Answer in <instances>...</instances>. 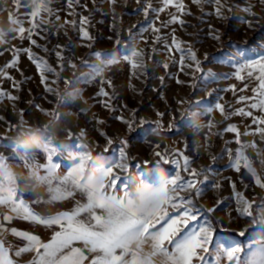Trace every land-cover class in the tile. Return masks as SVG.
<instances>
[{
  "label": "rangeland",
  "instance_id": "rangeland-1",
  "mask_svg": "<svg viewBox=\"0 0 264 264\" xmlns=\"http://www.w3.org/2000/svg\"><path fill=\"white\" fill-rule=\"evenodd\" d=\"M177 3L182 10L178 11ZM31 4L0 0V185L12 181L17 200H23L34 214L48 217L72 211L87 197L72 190L71 196L52 199L50 188L58 185L42 179L48 162L45 145L57 151L53 162L61 165L58 176L66 175L71 166L69 154L88 156L81 168L85 178L86 170L103 172L102 166L118 160L120 141H125L128 170L114 171L122 180L131 176L126 184L133 198L144 185L155 192L162 176L191 179L183 171L180 153L189 158L190 168L203 171L196 177L199 196L195 190L178 194L190 197L197 208L198 204L206 211L214 208L210 215L220 229L237 234L214 231L210 251L215 253L221 243L239 244L241 258L246 256L250 244L264 239V225L256 223L264 217V208L259 207L264 203L252 207L254 219L242 216L237 194L252 205L264 199V187L255 183L256 177L264 183V132L245 134L255 132L257 125L238 110L252 111L256 117L264 113L250 109L258 73L248 77L245 71L244 78L237 79L236 71L264 57V0H220V5L215 0H173L167 7L163 0H31ZM173 16L176 22H171ZM28 19L35 25L31 36L35 44L27 38V29L33 27ZM174 40L184 50L183 65ZM130 49L139 53L135 68L123 59ZM189 49L196 53L200 71L188 58ZM30 55L52 69L43 73V82ZM209 71L215 79L204 78ZM216 103L223 106V113L215 109ZM208 107L213 108L210 114ZM50 125L63 130L51 135ZM230 126L238 130L240 144L236 133L226 131ZM38 127L47 133L30 131ZM33 141L42 147L33 151L22 146ZM82 144L87 147L81 149ZM241 144L245 147L237 171L232 165ZM98 145L105 151L92 152ZM110 145L112 152L107 151ZM155 152L167 156L168 169L162 159L150 166ZM173 159H181V166ZM33 177L48 184L49 192ZM4 215L12 219L5 221ZM204 219L209 220L203 212L200 223ZM12 229L36 235L44 243L59 230L56 225L25 220L0 205V241L14 264H30L35 254L15 255L27 241L13 235ZM193 264L201 262L194 259ZM220 264L229 262L222 257Z\"/></svg>",
  "mask_w": 264,
  "mask_h": 264
},
{
  "label": "snow or ice",
  "instance_id": "snow-or-ice-1",
  "mask_svg": "<svg viewBox=\"0 0 264 264\" xmlns=\"http://www.w3.org/2000/svg\"><path fill=\"white\" fill-rule=\"evenodd\" d=\"M194 2L199 3L200 0H194ZM172 3L173 0H163L165 7ZM215 3L220 5V0H215ZM175 6L178 11L183 9V5L180 3ZM162 10L160 9V11ZM216 11L220 15L219 7ZM176 20L177 17L173 16L171 22H176ZM27 22L33 25L27 29V38L32 44H35L36 42L31 40L35 27L33 19H28ZM154 30L158 31V29ZM25 31L23 27L20 29L21 39L24 38ZM83 35L87 37L88 33L85 31ZM214 38L218 39V37ZM173 43L176 49L181 52L180 63L183 65L184 50L175 40ZM57 55L60 57L59 53ZM137 55H139L138 52L130 49L129 54H126L123 59L131 62L132 67L135 68L138 66L134 59ZM187 56L195 63L196 70L200 71L196 53L189 49ZM60 58L62 59V57ZM30 59L36 61L43 82V73L52 71V69L48 68L45 62L31 55ZM164 66L167 67V64ZM245 71H247L248 77H252L254 72L258 73L255 76L258 87L253 89L254 96L251 98L253 102L250 104V109L264 113V57L240 65L236 71V78L243 79L241 73ZM204 78L215 79V73L212 71L204 73ZM48 91L51 92L53 89L49 88ZM101 94L107 95L103 90H101ZM10 98L14 99V97ZM247 99L249 98L240 97L241 101ZM215 109L221 113L224 112L223 106L219 103L215 104ZM212 111V107L207 108L209 114ZM238 114L252 117V123L257 125L255 132L245 134L255 135L264 132V127H259V125H264V116L256 117L252 111H245L244 109H239ZM124 122L128 123L127 121ZM209 127H211V123ZM129 128H131V124H129ZM226 131L236 133V143L240 144L236 127L230 126ZM83 135L84 133L81 132L80 136L83 137ZM108 143L111 144L113 141L109 139ZM120 143L118 160L112 163L108 162L106 167L102 166V180L106 178V183H95L82 176L83 162L89 158L85 154H69L71 166L68 167L66 175L58 176L57 169L61 165L53 162V157L57 155V151L55 148L44 146L43 150L47 154L48 162L43 166L46 175L42 179L50 185H53L54 181L58 185L55 188H50V192L53 193L52 199L57 200L64 198V196H71L72 190H79L87 197L86 203L78 204L70 212L41 217L34 214L23 200H17L15 190L0 185V205L9 207L12 212L21 215L25 220H31L49 227L56 225L59 228L46 243L42 242L36 235L12 229L13 235L22 237L27 241L25 247L15 252L17 257L21 256L22 253L33 252L35 255L30 264H86V262L87 264H154L156 261L158 264H193L194 259L199 260L201 264H220L222 257H226L229 264H264V239L250 244V251L243 258L240 256L241 247L239 244L226 246L221 243L216 248L215 253L210 251L209 246L213 243L215 231L212 222L204 219L203 223H200L203 209L197 208L190 197L178 194L192 190H195L197 196L201 194L197 187L196 177L203 170L198 171L195 168H190L191 161L187 156L177 154L182 156L183 171L188 172L192 177L191 179L181 181L178 176L172 178L162 176L156 191L147 196L148 201H150L149 206L136 203L130 193L129 186L126 184L131 176L122 180L114 171L115 169L128 170L127 154L123 146L125 141L121 140ZM86 147V145H81V149ZM243 147L245 145L241 144L232 165L237 171L241 167V149ZM154 155L165 163L169 162L167 156L161 152H155ZM171 162L177 167L181 166V159H173ZM244 166L247 167L246 164ZM141 179H143L142 176ZM255 183L259 187H264V183L259 177H256ZM121 185H125L123 193L117 194ZM237 199L242 205L239 209L240 214L254 219L253 205L240 194H237ZM259 207L264 208V204ZM213 211L214 208L207 209L208 213ZM82 214H86V216L82 217ZM3 219L8 221L12 217L4 215ZM256 223L264 225V217ZM240 235L243 236L244 233L241 232ZM78 243L82 244L83 247L76 246ZM209 257L212 259L210 260ZM0 264H14L2 241H0Z\"/></svg>",
  "mask_w": 264,
  "mask_h": 264
},
{
  "label": "clouds",
  "instance_id": "clouds-1",
  "mask_svg": "<svg viewBox=\"0 0 264 264\" xmlns=\"http://www.w3.org/2000/svg\"><path fill=\"white\" fill-rule=\"evenodd\" d=\"M29 6H32L31 0H29ZM49 128H50V134L51 135H55V134H57L58 131L63 130V129L58 130L52 125H50ZM22 146L28 148L29 150L35 151V150H39L42 147V143L39 141H33L29 144L22 145ZM102 178H103V172L89 173L86 170V173H85V179L86 180H91L95 183H99L102 180ZM33 181L40 188H42L45 193L49 192V185L48 184H46V183L41 184L39 181L35 180V177H33ZM15 187H16V185L13 184L12 181H10V180L5 181V188L13 189ZM147 189H148V186L144 185L138 190V194L133 198L136 203L144 205V206H149L150 201H148L147 196L151 192H149Z\"/></svg>",
  "mask_w": 264,
  "mask_h": 264
},
{
  "label": "trees",
  "instance_id": "trees-1",
  "mask_svg": "<svg viewBox=\"0 0 264 264\" xmlns=\"http://www.w3.org/2000/svg\"><path fill=\"white\" fill-rule=\"evenodd\" d=\"M21 130V128H19L18 129V132ZM30 131H44V132H46V130L44 129V128H42V127H38V128H33V129H31ZM47 133V132H46ZM19 137H22L21 136V134H20V136ZM18 137V138H19ZM17 138V139H18ZM20 139V138H19ZM13 140H14V138H13ZM11 141H12V139H11ZM114 149V146L113 145H110L109 147H108V152H112V150ZM100 151H105L104 150V148L102 147V146H100V145H98V146H96V148L95 149H92V152H94V153H98V152H100ZM91 152V153H92ZM93 155H98V154H93ZM139 161H141L139 158H137ZM160 158H158L157 156H154L153 157V160L150 162V166H152V165H154L155 164V162L156 161H158ZM171 166V164L170 163H168V164H166V166H165V168L166 167H170ZM166 169H168V168H166ZM193 194H194V192H193ZM260 203H264V199H262V200H258V201H256L254 204H253V209L257 206V205H259ZM198 206H199V208L200 209H203V212H204V214L209 218V220L212 222V224H213V226H214V228H215V232L216 233H223V234H225V235H227V236H235V235H237L235 232H232V231H223V230H221L220 229V227H219V225H218V223H217V221L210 215V213H208L200 204H198Z\"/></svg>",
  "mask_w": 264,
  "mask_h": 264
}]
</instances>
